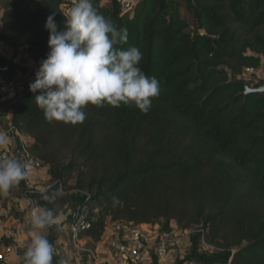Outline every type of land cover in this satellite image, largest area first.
<instances>
[{
	"label": "trees",
	"instance_id": "obj_1",
	"mask_svg": "<svg viewBox=\"0 0 264 264\" xmlns=\"http://www.w3.org/2000/svg\"><path fill=\"white\" fill-rule=\"evenodd\" d=\"M103 1L93 0L95 8L128 29L121 47L140 49V67L160 93L146 113L89 105L85 121L72 125L48 123L29 85L49 51L47 17L55 11L62 27L73 1L0 0L10 53L0 57V82L27 71L16 60L21 51L35 67L0 100V117L12 111V129L34 140L27 150L50 177L46 190L59 195L49 202L45 191L25 193L59 220L89 195L98 206L79 237L91 248L109 224H158L195 230L197 264H264V92H248L241 78L246 68L262 69L257 86L264 84V0H137L132 14L121 0ZM59 220L45 233L53 244ZM199 237L211 256L198 253ZM152 264H161L154 252Z\"/></svg>",
	"mask_w": 264,
	"mask_h": 264
},
{
	"label": "clouds",
	"instance_id": "obj_2",
	"mask_svg": "<svg viewBox=\"0 0 264 264\" xmlns=\"http://www.w3.org/2000/svg\"><path fill=\"white\" fill-rule=\"evenodd\" d=\"M56 14L53 11L47 17L49 51L29 85L44 119L48 123H83L84 109L89 105H135L146 113L160 93V82L141 69L143 54L139 48L121 47L128 41V29L119 28L100 14L93 0H75L63 14L62 27L55 20ZM9 143L10 138L0 134V148ZM32 167L30 160L0 156V195H7L25 180ZM58 195V191L45 190L42 199L52 202ZM58 220L53 208L36 206L30 210V242L23 264H53L56 249L45 233Z\"/></svg>",
	"mask_w": 264,
	"mask_h": 264
},
{
	"label": "built area",
	"instance_id": "obj_3",
	"mask_svg": "<svg viewBox=\"0 0 264 264\" xmlns=\"http://www.w3.org/2000/svg\"><path fill=\"white\" fill-rule=\"evenodd\" d=\"M136 3L137 0H121L122 11L132 14ZM68 10H70V8ZM29 60L30 59H26L23 62L20 61L21 65L27 68L25 73L19 71L15 73L12 79L1 80L0 100L12 97L16 94L21 76L30 77L35 73L33 62ZM4 69V67L1 68V71ZM246 70L253 71L252 68H246L245 71ZM247 91L264 92V84L255 86L254 88L247 87ZM19 153L21 154L22 160L32 161L33 167L31 171H33L34 174L35 169L42 167V162L31 155L26 146L23 147ZM0 156H3L2 152H0ZM28 183L30 184V188L33 189L32 181L28 180ZM28 201L31 206H34L35 201L31 197H29ZM86 206H88V209L86 212H83L84 209L87 208ZM86 206L80 204L75 210L70 212V214L63 216H66L67 221H69L70 233L75 246L81 244L79 234L87 229L88 216L97 210L98 205L94 204L93 200L88 195ZM29 226L30 223L28 222V218H25L23 227L26 228ZM140 226L109 224L106 228L105 238L103 237L104 239L100 241L107 248L106 251L102 252L97 248H82V251L89 254L86 264H152L153 252L158 256L161 264H171L173 261L170 260L169 257L170 251L175 246L174 231L162 230L160 226L155 227V225H153V228L150 230H144ZM13 234H15V232H13ZM100 242L99 244H101ZM202 244L208 249H211L204 238H202ZM0 264H23V260L19 256L16 259L13 258L10 250L4 249L0 251Z\"/></svg>",
	"mask_w": 264,
	"mask_h": 264
},
{
	"label": "crops",
	"instance_id": "obj_4",
	"mask_svg": "<svg viewBox=\"0 0 264 264\" xmlns=\"http://www.w3.org/2000/svg\"><path fill=\"white\" fill-rule=\"evenodd\" d=\"M71 1H73V3L75 2V0ZM11 117L12 111H9L5 117H0V134L7 135L10 138L8 146L6 148H0V152L3 153V156H14L21 159V154L19 152L23 147H29L34 140L27 135L14 131L11 127ZM43 174L49 176L45 170ZM34 176H36V174L30 171L29 176L23 180L24 184L30 187L28 180L32 181V177ZM14 187L15 188L10 189L7 195H0V251L9 249L13 258L16 259L18 256L21 258L19 249H26L30 242L29 231L31 226L24 228L23 222L25 218L29 217L30 209L34 206L30 205L28 201L29 196L25 192L22 194V191L18 190L16 186ZM66 221L67 217L65 222ZM158 226V224L155 225V227ZM140 227L144 230L153 228V226L147 224H143ZM173 231L175 236H179L181 232L184 233L186 239L185 241L182 240L183 244L192 243L195 230L181 231L175 227ZM13 232H15V234H13ZM178 239L181 238L178 237ZM4 240H9L10 243H6ZM96 248L102 252L107 250L103 243L98 244ZM171 264H174V261Z\"/></svg>",
	"mask_w": 264,
	"mask_h": 264
},
{
	"label": "rangeland",
	"instance_id": "obj_5",
	"mask_svg": "<svg viewBox=\"0 0 264 264\" xmlns=\"http://www.w3.org/2000/svg\"><path fill=\"white\" fill-rule=\"evenodd\" d=\"M103 2H104V4H106L107 0H105ZM190 6L193 7L192 4ZM5 46H6L5 41L0 38V57L4 56L5 58L10 59V53L9 52L3 54V52H5ZM20 53L17 56L18 59L16 57L17 62L18 61H21V62L24 61L22 59V58H24V57H22L24 54H22V51ZM0 63H1V60H0ZM1 65H2V63L0 64V68L2 67ZM260 77L261 78L263 77L262 69H260L258 71L246 70V71H244L243 75L241 76V78L244 80V82L247 83L249 88H254L255 86H257L260 83ZM43 171H44L43 166L34 170L36 176H34L35 178L32 177L33 178V180H32L33 189L26 186L25 184L22 185V182H23V180H22L18 185H16L18 190L22 191V194L25 191H27V194H29L31 196H33L37 192L45 191L51 185V180H50L49 176H46L45 174H43ZM13 188H15V187H13ZM33 192H36V193H33ZM32 198H33V200H35V197H32ZM94 204L98 205L96 202ZM36 206L42 207V205H40L39 202L35 200L34 207H36ZM13 216L16 217L15 215H13ZM65 220H66V217L61 218L59 220V223L56 226L57 239L54 243V246L56 249V254L58 256H60V258L62 257V260H66L67 264H86L85 257H83L84 254L82 252H84V251H82V248H91L89 246V243H91V242L89 240H87L86 238H81V240H80L81 244L79 246H75V244L73 242V238H72L71 233H70L69 221L65 222ZM198 233L200 234L199 236H201L202 228L199 229ZM178 237H180L181 239H178ZM185 239H186V236L184 235L183 232H181L179 234V236H175V242H174L175 246L170 251V257L169 258H170V260L174 261L175 264L177 262H183L185 264H197L194 261V259L191 258V256L194 253L193 251L196 250V249H194L195 248L194 243L192 242V243H188V244H183L182 240L185 241ZM200 239H201V242H199V246L197 249L198 253L203 254L205 256H211L212 252H210V250H208V248L204 247V245L202 244V238L199 237V240ZM98 244H96V246Z\"/></svg>",
	"mask_w": 264,
	"mask_h": 264
}]
</instances>
